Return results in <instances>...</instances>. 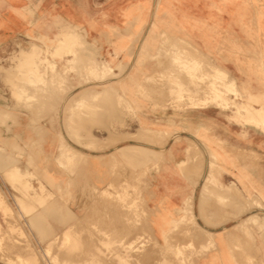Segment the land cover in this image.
<instances>
[{
    "label": "rangeland",
    "instance_id": "374dc122",
    "mask_svg": "<svg viewBox=\"0 0 264 264\" xmlns=\"http://www.w3.org/2000/svg\"><path fill=\"white\" fill-rule=\"evenodd\" d=\"M200 1L0 51V264H264V0Z\"/></svg>",
    "mask_w": 264,
    "mask_h": 264
},
{
    "label": "crops",
    "instance_id": "0c3cea01",
    "mask_svg": "<svg viewBox=\"0 0 264 264\" xmlns=\"http://www.w3.org/2000/svg\"><path fill=\"white\" fill-rule=\"evenodd\" d=\"M181 1L184 2V6H181L183 8H201L199 5V3H201L200 0ZM196 1L198 4L194 5ZM123 4L124 5L119 10V16H129L131 14L129 13L130 11H132L131 16H140L138 11L140 8V0H123ZM91 8L90 5H86L84 9L87 13ZM34 10L36 12L35 15L33 13ZM48 15L66 19L77 25H87L86 21H77V0H0V51L11 49L16 42L19 41L20 37H24L27 33L38 32L36 29H32V26L36 20L45 19ZM230 17L235 18L236 13H233ZM36 25H38V23H36ZM1 103L2 101L0 100V105ZM7 104L9 106V103ZM14 127L15 126H12L11 131L16 129ZM1 139L6 140L4 136H2ZM23 139V135H21L20 138L16 139V144L22 146Z\"/></svg>",
    "mask_w": 264,
    "mask_h": 264
},
{
    "label": "bare ground",
    "instance_id": "6f19581e",
    "mask_svg": "<svg viewBox=\"0 0 264 264\" xmlns=\"http://www.w3.org/2000/svg\"><path fill=\"white\" fill-rule=\"evenodd\" d=\"M65 41V40H64ZM29 49V48H28ZM22 54H23V56L24 57H34V56H38V53L36 52V46H35V44H33L32 46H31V50L30 51H26V50H22ZM183 55H185V54H183ZM185 58V57H184ZM34 59V58H33ZM23 60V59H22ZM27 60H29V59H27ZM35 60V59H34ZM26 61V60H25ZM30 62V61H29ZM36 62H37V60H36ZM173 62V61H172ZM26 63V62H25ZM31 63V62H30ZM32 63H33V65L32 64H30L32 67L35 65L34 64V62L32 61ZM23 64H24V61H23ZM25 65V64H24ZM28 65V64H27ZM26 65V66H27ZM174 65H175V63H174ZM29 66V65H28ZM36 66V65H35ZM178 66V65H177ZM30 67V66H29ZM29 67H28V69H29ZM31 67V68H32ZM179 68V67H178ZM34 69H36V68H34ZM33 69V70H34ZM39 69V68H38ZM101 69H102V67H101ZM170 69V68H169ZM24 70H26V69H24ZM37 71V70H36ZM102 71V70H101ZM171 71V70H170ZM23 74H25V73H23ZM220 91H221V89H220ZM72 105V104H71ZM70 151L68 150V153H69ZM71 153V152H70ZM72 154V153H71ZM74 156V155H73ZM68 157H69V155H68ZM71 157V156H70ZM206 183H207V181H206ZM55 184V183H54ZM206 185V184H205ZM39 214H37L36 216H38ZM52 215V214H51ZM35 218H37V217H35ZM38 219H37V221H36V223H38ZM42 223H43V221H42ZM40 224V223H39ZM43 225H44V223H43ZM48 226V225H47ZM197 227V226H196ZM198 229V228H197ZM49 228L47 229L46 228V232L48 233V234H52V232L50 233L49 231ZM195 230V229H194ZM50 231H51V228H50ZM198 232V231H197ZM195 233V232H194ZM47 234V235H48ZM199 234H200V232H199ZM181 235V234H180ZM196 235V234H195ZM201 235V234H200ZM200 235H198V236H200ZM197 236V235H196ZM184 237V236H183ZM196 238V237H195ZM194 238V239H195ZM198 238H200V237H198ZM204 238V237H203ZM202 238V239H203ZM184 240V239H183ZM209 242V241H208ZM180 246V245H179Z\"/></svg>",
    "mask_w": 264,
    "mask_h": 264
}]
</instances>
